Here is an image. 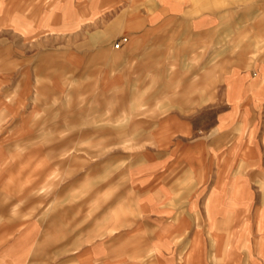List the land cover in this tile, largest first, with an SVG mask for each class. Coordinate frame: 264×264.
I'll use <instances>...</instances> for the list:
<instances>
[{
	"label": "rangeland",
	"instance_id": "1",
	"mask_svg": "<svg viewBox=\"0 0 264 264\" xmlns=\"http://www.w3.org/2000/svg\"><path fill=\"white\" fill-rule=\"evenodd\" d=\"M23 1L0 0V217L37 223L31 264H153L166 217L142 186L217 135L230 68L264 61V5L222 0L215 23L170 24L132 56L92 53L102 40L85 27L40 34ZM248 122L239 141L262 142L264 115Z\"/></svg>",
	"mask_w": 264,
	"mask_h": 264
},
{
	"label": "crops",
	"instance_id": "2",
	"mask_svg": "<svg viewBox=\"0 0 264 264\" xmlns=\"http://www.w3.org/2000/svg\"><path fill=\"white\" fill-rule=\"evenodd\" d=\"M242 1L264 5V0ZM31 4L36 11H27ZM220 5L222 0H24L23 11L27 24L29 17L38 18L40 34L85 27L92 29L91 38L102 40L92 53L134 56L170 24L188 22L199 29L206 21L215 23L219 11L207 7ZM122 38L127 42L115 50L111 43ZM228 86V109L220 113L213 140L190 145L189 159L173 157L165 175L150 174L142 186L149 213L166 217L154 223L153 264H264V189L256 184L264 183V157L254 154L264 151V122L262 142L238 138L239 127L264 115V61L247 69L231 67ZM253 125L255 134L258 124ZM178 127L180 135L193 131L188 122ZM227 135L228 143L223 142ZM7 193L0 195L12 194ZM181 199L187 201L178 207ZM36 225L2 213L0 264H31L38 245Z\"/></svg>",
	"mask_w": 264,
	"mask_h": 264
},
{
	"label": "built area",
	"instance_id": "3",
	"mask_svg": "<svg viewBox=\"0 0 264 264\" xmlns=\"http://www.w3.org/2000/svg\"><path fill=\"white\" fill-rule=\"evenodd\" d=\"M117 47H119V44H117Z\"/></svg>",
	"mask_w": 264,
	"mask_h": 264
}]
</instances>
